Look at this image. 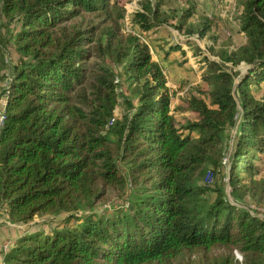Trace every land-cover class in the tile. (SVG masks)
<instances>
[{"label":"trees","instance_id":"1","mask_svg":"<svg viewBox=\"0 0 264 264\" xmlns=\"http://www.w3.org/2000/svg\"><path fill=\"white\" fill-rule=\"evenodd\" d=\"M126 2L0 0L9 24L0 23V213L26 225L4 264H264V217L201 183L227 168L232 193L264 202V95L255 93L264 84V0L241 1L246 43L221 48L220 60L187 41L205 88L183 99L185 122L146 34L168 24L163 2L145 0L130 30ZM193 13L177 17V29L205 36L209 24L188 25ZM162 47V62L189 59L176 40ZM108 60L133 86L120 117Z\"/></svg>","mask_w":264,"mask_h":264},{"label":"rangeland","instance_id":"2","mask_svg":"<svg viewBox=\"0 0 264 264\" xmlns=\"http://www.w3.org/2000/svg\"><path fill=\"white\" fill-rule=\"evenodd\" d=\"M155 2L156 0H152ZM242 0H162V9L165 10V15L168 16V24L163 26L162 32L156 33L150 30L147 34L148 40L151 45V52L154 60H159L162 63L165 74L167 76V85L171 89L172 94V110L176 113V117L179 121L185 122L192 118L190 112L180 111L179 108L183 106V99L190 93L200 94V90L205 88L204 81L201 77V68L203 63L199 61L198 57L193 54L195 50L191 49V45L198 46L202 51L206 53L211 59L220 60L219 56L215 55L221 48H228L235 50L246 43V34L241 30V24L239 23V15L242 12ZM145 0H127L126 2V18L123 20L124 28L130 30L132 27L131 13L135 10H142ZM193 7V15L188 20V25L197 29L203 27L204 24H209L210 30L205 36H201L197 31L193 34H189L186 29L178 30L176 23L178 18L183 12L190 7ZM0 23H5L3 30H7V21L0 16ZM11 26V30L13 27ZM166 39L176 40L181 43L184 50L188 51L189 59H185L180 53L172 54L171 60L173 63H166L161 61V56L164 55V47ZM191 41V45L187 41ZM9 46L10 61L12 63L19 62L20 57L13 47ZM109 63L113 66L117 73V78L120 81V103L114 111L115 117H120L126 109V103L124 99L126 96L131 95V79L124 73L123 68L119 64H114L110 60ZM246 64L243 63L239 67L235 68L238 71H245ZM253 88H256L253 85ZM258 96L264 95V84L261 89L255 92ZM125 96V97H124ZM133 96V95H132ZM134 97V96H133ZM235 133L234 127H230L227 131V138L229 146L233 143V135ZM231 147L229 148L230 151ZM227 162V158L224 163ZM260 169V176H264V161L257 162ZM227 168H224L221 174L214 175L212 172L206 173L201 179L202 184H207L211 188H222L226 196L232 201L242 206H246L251 211L256 212L260 216L264 217V202H260L248 194L232 193L227 179ZM242 176L248 177L246 171L242 172ZM217 192H209L207 194L209 202H212ZM105 206V205H104ZM47 218H55L53 215H47ZM45 216H38L34 222L42 223ZM55 219H61L57 217ZM37 225V224H35ZM25 228V227H24Z\"/></svg>","mask_w":264,"mask_h":264},{"label":"crops","instance_id":"3","mask_svg":"<svg viewBox=\"0 0 264 264\" xmlns=\"http://www.w3.org/2000/svg\"><path fill=\"white\" fill-rule=\"evenodd\" d=\"M185 51L187 53V56H189L188 51L187 50ZM2 107H3V99H0V111ZM24 227H26V225L13 222L10 219L8 213L6 212L0 213V264H4L5 252L2 249V244L4 242L11 241L12 242L11 247L14 246L17 238L22 236Z\"/></svg>","mask_w":264,"mask_h":264},{"label":"built area","instance_id":"4","mask_svg":"<svg viewBox=\"0 0 264 264\" xmlns=\"http://www.w3.org/2000/svg\"><path fill=\"white\" fill-rule=\"evenodd\" d=\"M5 98H3V107L1 108V111H0V125L3 123L4 121V112H5ZM12 245V242L11 241H7V242H4L2 244V249L4 252H6Z\"/></svg>","mask_w":264,"mask_h":264}]
</instances>
